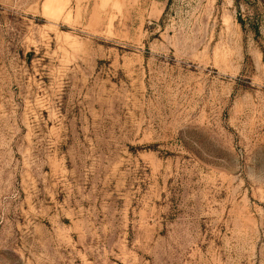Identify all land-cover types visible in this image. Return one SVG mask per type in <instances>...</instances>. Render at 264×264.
Wrapping results in <instances>:
<instances>
[{
    "label": "rangeland",
    "instance_id": "374dc122",
    "mask_svg": "<svg viewBox=\"0 0 264 264\" xmlns=\"http://www.w3.org/2000/svg\"><path fill=\"white\" fill-rule=\"evenodd\" d=\"M0 264H264V0H0Z\"/></svg>",
    "mask_w": 264,
    "mask_h": 264
}]
</instances>
